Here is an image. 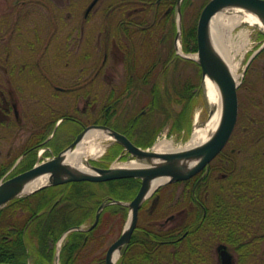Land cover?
I'll use <instances>...</instances> for the list:
<instances>
[{"label": "rangeland", "instance_id": "rangeland-1", "mask_svg": "<svg viewBox=\"0 0 264 264\" xmlns=\"http://www.w3.org/2000/svg\"><path fill=\"white\" fill-rule=\"evenodd\" d=\"M92 1L0 0V25L4 24L3 26L5 27V29L0 31V36L7 35L4 34L6 27L9 33L11 32L10 28L15 25L14 33L7 40L9 48L4 41L0 46V53L3 51L4 44L6 48L3 52L6 53V49L7 51L10 49L12 53L10 59L12 61L10 63H17V69L24 63L25 70H31L35 67L36 59L40 55L41 69L43 71L41 77L36 72L24 73V88L28 93L25 94L23 103L22 112L26 114L23 129L17 131V128L14 127L13 133H9L2 131L4 126L0 125V167L20 155L32 133L43 130V125L66 113L81 116V107L85 104L88 96L85 91L90 86H104L105 94L109 89L107 87L113 85L123 86L125 81L124 64L126 65L125 61H127L128 56H130V62L132 63L133 48L136 54L137 67L143 69L152 65L153 61L157 59L159 52H163V55H165V50L160 48L162 37L165 36L164 32L166 29L169 32L175 27L173 23H178V14L174 15L169 10V23L165 15H163L164 8H160V16L155 23H152V18L150 19L151 6H149L152 0H98L88 15H85ZM192 1V4L187 8L186 17L188 23L192 21L193 13H196L204 3V0ZM122 20L134 21L142 26L134 33H132V25L129 31L124 28L129 34V39L123 36L122 38L118 32V24ZM145 21L147 22L143 23ZM162 24H168L169 26L164 28ZM54 26L56 28L55 35L51 41H48ZM106 29L109 31V39L106 41L104 38L105 49L104 51H99L97 50L99 46H97L96 42L100 32L103 33L102 36H105ZM242 29L248 30L249 42L246 48L236 56L237 59L241 60L240 71L243 73L238 88L240 98L239 117L234 131L224 148L225 155H221L223 158L220 166L226 170H217L212 177L217 178L216 180L223 184L213 181L211 184L206 182L203 186L202 198L206 206L211 208L216 205V199H214L216 193L220 192L222 193L220 196L226 197V193L220 188L222 185V189L226 187L225 185L227 187L232 186L230 183L242 186V179L248 180V185L250 184L253 187V191L255 190L252 193L257 194L261 205H264V52L252 60L248 72L244 73L250 56L262 44L264 40L261 39L264 38L260 36L261 32H263L260 27L245 22L232 28L231 37L237 40L238 32ZM175 40L178 39L176 38ZM104 52H107L105 65L99 77H95L97 65L101 64ZM176 53L181 54L177 46ZM51 54H54L57 59L56 62L54 59V64L51 63ZM85 54H88V57H85ZM157 67L161 68V64L159 65L158 63ZM178 70L181 79H185L188 75L194 76L195 74L194 65L186 64L185 61L179 64ZM43 75L46 76V80H44L45 77ZM49 77L55 81V85L70 88V91L67 92L68 94L56 91L54 84L51 85L48 82L47 79ZM194 82L195 85L191 90L194 92L192 103L189 106L175 105L176 111L182 113V119L185 120L188 126L180 131H173L170 130L167 123L157 135L154 145L162 139H170L176 143L186 144L191 139L196 127L207 125L211 114L204 87L202 88V78H200L199 82L198 80H194ZM74 87L78 88L74 89ZM30 94L32 95L29 97L28 95ZM27 101H37L35 106H39V108H36L34 104H28ZM91 101H96L95 93L92 94ZM250 117L253 118V123L250 122ZM83 118L86 119L87 116H83ZM71 124L72 122L66 120L58 128V132L71 127ZM71 138V135H67L64 138L62 137V140L67 141L69 139L68 141H71ZM88 159L92 160L93 157ZM94 159L98 160L99 157ZM115 162L118 161L116 160ZM224 173L227 175L222 176ZM193 186V182L175 183L173 185L171 183L164 184L161 191L164 195L162 202L156 203L157 205L151 207V202L155 198L152 197L147 205L150 211L146 207L144 213L139 216V224L151 227L157 231L173 229L177 239H182L186 234L180 235L176 228H179L190 219L189 210L191 208L197 209L200 206L197 202L195 203L192 196ZM241 189L242 192L239 194L245 193L243 191L246 189L244 187H241ZM159 197L161 199V196ZM104 200H107V198ZM261 205L258 204L257 206L260 207L257 208H261ZM262 215L263 217L260 218ZM244 219V222L249 225L255 223L253 230H257L261 226V222H264V206L263 211L259 210L253 216L250 215L248 219ZM125 223H121L116 219L111 223L110 227H106L99 239L100 245L87 249L90 257L105 256L107 247L120 235ZM255 232L253 235H256ZM203 235L204 239L208 240V245L204 249L199 250V253H193L191 257H189V253H175L168 256L169 260L167 259L165 263L221 264L217 246L227 243L220 240L221 237L215 234L212 229ZM229 248L234 254V264H240L239 255L231 246ZM251 248H256L258 252L255 250L253 252L255 255L251 254V257L242 260V264H264V240H261L258 248L256 246L255 248L251 246ZM171 250L175 251V248L171 247ZM175 257L178 259H175ZM31 261L33 263V260Z\"/></svg>", "mask_w": 264, "mask_h": 264}, {"label": "trees", "instance_id": "trees-1", "mask_svg": "<svg viewBox=\"0 0 264 264\" xmlns=\"http://www.w3.org/2000/svg\"><path fill=\"white\" fill-rule=\"evenodd\" d=\"M192 2V0H184L182 4V42L186 52L197 50V22L200 11L208 0H204L201 8L193 13L192 21L188 23L187 8ZM175 4L176 0L150 1L152 23H155L160 16V8H164L163 6H170V11L174 14ZM166 20L170 21L169 13ZM173 24L175 27L169 31L171 38L176 34L177 26L175 22ZM261 37H264V33H261ZM170 59L169 54L164 61ZM185 63L194 65V76L188 75L185 79H181V75L175 74L172 85L168 84L164 93L158 85L155 90L156 101L162 107L164 115L161 127L171 123L173 131H180L188 126L182 119V113L176 111L175 105L189 106L194 96V92L191 91L195 85L194 80L199 82L202 78V71L197 62L185 59ZM178 67L179 61L176 63V69ZM155 126V123L152 122L150 127L144 130L145 135L137 140L138 145L145 147L154 142L157 132ZM45 136L46 134H42L40 141ZM224 153L223 150L220 156L225 155ZM30 166L31 164H27L24 169ZM5 170L6 168H3L0 171V178ZM224 170L226 169L223 168ZM208 177L207 175L205 180ZM241 181L242 186L230 183L232 186L225 185L226 187L222 189V185L220 188L226 193V197L220 196L222 194L220 192L216 193V198L214 197L216 205L213 208L206 206L202 198V190L206 181L201 182L192 196L194 200L197 198L201 200L205 211L202 205L197 209L189 210L190 219L188 218V221L176 228L180 235L187 232L182 239L172 241L177 238L173 229L157 231L139 224L121 256L119 264H166L168 256L175 253H189L190 256H188L191 257L193 253H199V250L208 245V240L204 239L203 234L211 229L221 237L220 240L226 242L239 255L240 264L245 258L254 256L253 252L257 250L255 246L258 248L261 240H264V222H261V226L255 232L253 230L255 223L249 225L244 222V218L248 219L250 215L253 216L259 210L263 211L264 205H261L257 194L252 193L255 190L253 191V187L248 185V180L242 179ZM139 187L140 179L138 178H123L106 182H70L44 187L28 196L11 200L0 209V263L29 264L31 259L33 264H54L56 243L64 232L89 220L93 221L99 204L105 198L130 200L135 196ZM241 187L246 190L243 191L245 193L239 194L242 192ZM258 204L262 207L257 208L260 207L257 206ZM146 205L147 202L141 210ZM127 216L128 207L111 204L102 211L100 220L93 229L70 232L61 250V264H105L104 255L91 258L87 249L100 245L99 239L103 231L106 230L105 228L110 227L116 219L121 223L125 222ZM262 217L263 215L260 216V218ZM254 232L256 235H253ZM251 246H254L255 249H252ZM171 247H174L175 251L171 250ZM181 248L182 250H180ZM175 259L178 258L175 257Z\"/></svg>", "mask_w": 264, "mask_h": 264}, {"label": "flooded vegetation", "instance_id": "flooded-vegetation-1", "mask_svg": "<svg viewBox=\"0 0 264 264\" xmlns=\"http://www.w3.org/2000/svg\"><path fill=\"white\" fill-rule=\"evenodd\" d=\"M159 1L160 0H157V2ZM163 7H164L163 15H165V17L167 18V15L171 8L169 6H163ZM88 13H85V15H88ZM135 23L136 22L134 21L122 20L120 24H118L119 36L120 37L123 36L124 38L129 39V34L125 30L129 31L132 25V33H134L139 27L142 26L141 24H137V23L135 24ZM3 25L4 24L0 25V31L2 29H5ZM143 25H147V24H143ZM14 26L15 25H13L10 28L11 32L9 33H8V28L6 27L4 34L7 35L0 36V46L5 41L7 47L9 48V42L7 40H9L11 38L12 33H14V29H15ZM162 26H164V28H168L169 25L162 24ZM55 29L56 28L54 26L53 30L50 33L48 41H51L53 39L55 35ZM106 30L107 31L105 36H102L103 34L102 32L99 33L98 41L96 42L97 46H99V48L97 49L99 51H104L105 49L104 38L106 39V41L109 39L108 38L109 31L108 29ZM164 33L165 36L162 37V41H161V44L164 46L162 47L161 45L160 48L165 50V55H163V52H159L157 54V59L153 61L152 65L149 68L143 69L137 67L138 64L136 60V54L133 48L132 63L130 62V58H129L130 56H128V58L126 59L127 61H125L126 65L124 64L125 81L123 86L120 87L119 85H113L111 87H107L109 89L106 92V94L104 91V86L102 85L96 87L90 86L88 90L85 91V93H87L88 96L86 98L85 104L81 107V116L73 113H66L63 114L62 116H59L52 122L43 125L42 126V128H44L43 130L37 133L33 132L31 137L27 141V144L24 150L22 151V153L16 156L10 162L1 165L0 171L3 168H6L1 178L8 177L10 175L25 170L24 166L27 164H31V166H33L37 162L46 161L54 157L56 154L60 153V151L66 148L70 143H72L82 132L84 133V137L86 136V134H88L90 131L94 129L103 130L105 133L108 132L107 130L101 128L100 126H105L111 130L118 131L126 135L134 143L137 144V140L145 135L143 133L144 130L150 127V124L154 122L156 125L155 131H157L156 132V136H157L165 125L161 127L162 125L161 123L164 120V115L162 113V107L159 105V102L156 101V92H155L157 88L156 85H158L161 88L162 93H164L165 90L167 89L168 84H170V86L172 85L173 76L175 74L180 75L179 70L176 69V63H178L179 61L180 64V63H184L185 61L184 58L180 57L176 53L175 38L172 39L171 37H169L168 29H166ZM5 48L6 47L3 44V51L5 50ZM256 50H258L257 53L247 62V69H246L247 72L250 68V63L252 62V60H254L257 56L259 57V55L262 52H264V46L261 44L260 46H258ZM2 52L0 53V125L4 126L2 131L13 133L14 127L17 128V131H19V129H23V123L25 122V118H26V114L22 112L24 97L25 94L28 93V91H26L24 88V80H23L24 73L36 72L39 73V76L41 77L43 71L41 69L40 55L36 59V64L35 65L33 64L35 67H33L31 70H25L24 63H22L18 69L16 68V66L18 65L17 63L14 62L13 64L10 63V61H12L10 60L12 56L10 49L8 51L6 49V53L5 52L2 53ZM169 54L171 56V59L169 61H164L165 57L168 56ZM103 56L104 58L101 64L97 65V70L95 71V75H94L95 77H99V75L101 74L103 66L105 65L104 63L107 57V52H104ZM85 57H88V54H85ZM50 59H51V63L53 64H54V59L55 62L57 60L54 54H51ZM158 63L159 65L161 64V68L157 67ZM10 65L11 67H9ZM43 76L45 77L44 80H46V76L45 75ZM47 80L51 85L54 84L55 82L50 77ZM54 87L56 91L64 92L65 94H68L67 92L70 91V88H67L65 86L54 84ZM77 88L78 87H74V89ZM94 88L95 90H93ZM94 93H95L96 101L90 102V98ZM31 95L32 94L28 96L30 97ZM56 96L57 95L55 93V97ZM27 102L28 104L30 105L34 104L35 106V102L37 101H30V102L27 101ZM35 107L39 108V106H35ZM77 107L80 108L79 105H77ZM239 111H240V98H239ZM83 116H87L86 118L87 120L83 118ZM238 117H239V113H238ZM66 120L72 122L71 127H67L66 129L60 130L58 132V128H60ZM249 120L250 122L253 123L252 121L253 118L250 117ZM42 134L43 135L46 134V136L42 141H40V137ZM67 135L72 136L71 141H68L69 139L67 141L62 140V137L64 138ZM103 143L106 145L105 151H103V153L100 154L98 160L92 159L91 165L98 167H109L113 165L114 162L118 159H124V160L128 159L130 155L129 152L124 150V147L117 141L112 139H106L103 141ZM41 146H45L48 148L40 152L39 149ZM222 158L223 157L220 156L219 154L211 161L207 169L194 175L192 178L188 180L181 181L180 183L193 182L194 184L193 192L201 182L206 181L211 184L214 181L223 184L222 182H219V180L217 181L216 180L217 178H212L213 174L217 170L220 171L223 169V167L220 166ZM217 160L219 161L217 162ZM207 175L209 177L205 180V177ZM226 175L227 174L224 173L222 176H226ZM162 188L163 187L160 188L161 191ZM159 196H161V199ZM152 197L155 198L151 202L152 205L151 207L162 202L164 195L160 191L156 192L146 201L147 205ZM195 201L198 204L202 205L205 211V206H203L201 200L197 198ZM146 207L142 210L140 209L139 216L144 213ZM148 210L150 211L149 208ZM128 214H129V209H128ZM176 239L177 238L173 239L172 241Z\"/></svg>", "mask_w": 264, "mask_h": 264}, {"label": "water", "instance_id": "water-1", "mask_svg": "<svg viewBox=\"0 0 264 264\" xmlns=\"http://www.w3.org/2000/svg\"><path fill=\"white\" fill-rule=\"evenodd\" d=\"M183 0L177 1V11L179 13V32L182 30V11ZM97 2L94 0L89 9ZM243 8L254 13L264 24V0H209L204 6L197 25V57L194 58L202 68L203 81L205 76L213 79L219 87L222 96V114L220 122L211 137L202 144L172 152H156L151 149H144L132 142L126 135L111 130L105 126H100L108 131L116 141L124 146L131 156L141 164L139 166H92V171H83L65 162L66 152L73 149L83 138L84 133L78 137L58 155L52 159L34 165L13 177L0 181V208L7 205L9 201L24 195L26 185L42 176L48 175L47 184L34 189L38 190L47 185H58L71 181H107L121 178H140L141 186L135 197L129 202L114 200L103 202L98 208L96 219L91 228L99 221L103 208L112 202L128 205L131 213L122 234L109 246L105 262L106 264H117L115 253L123 251L130 243L132 234L136 229L139 217V209L143 202L160 186L154 190L153 182L159 177H168L166 182H176L186 180L210 164V162L222 151L230 139L238 119L239 97L238 82L234 77L228 62L216 49L212 37L211 21L212 17L219 11L226 8ZM88 9V10H89ZM191 57L189 55H185ZM213 110H210V114ZM73 229H81L77 226ZM67 233L63 235V238ZM217 251L220 256L221 264H234V255L226 244H219ZM1 264V263H0Z\"/></svg>", "mask_w": 264, "mask_h": 264}, {"label": "bare ground", "instance_id": "bare-ground-1", "mask_svg": "<svg viewBox=\"0 0 264 264\" xmlns=\"http://www.w3.org/2000/svg\"><path fill=\"white\" fill-rule=\"evenodd\" d=\"M244 22L257 25L262 30H264V24L258 18V16L239 7L219 11L212 17L211 21V31L214 45L219 53L228 62L231 71L238 83H240L243 73L240 71L241 60L237 59L236 56L248 45L249 32L246 29H242L238 32L237 40H234L230 34L234 26ZM192 56L197 57V54L194 53ZM203 87L210 110H213L207 125L196 127L192 138L186 144L176 143L174 140L170 139H162L158 141L153 148L156 152L178 151L202 144L203 142L207 141L211 134L215 131L220 122L222 114V96L218 85L209 76H205ZM109 138V135H107V133H105L103 130L94 129L90 131L74 150H68L66 153V162L80 170L91 171L86 159L89 156L96 157L100 155L106 147L103 141ZM117 165L139 166L141 164L137 160H131L126 163H118ZM167 180L168 177L165 176L156 178L153 182L152 190H154L160 184L165 183ZM48 181L49 177L47 174L30 181L25 187L24 194H27L34 189L47 184ZM120 254L121 251H117L114 255L115 259H117Z\"/></svg>", "mask_w": 264, "mask_h": 264}]
</instances>
